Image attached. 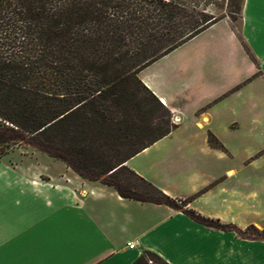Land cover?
<instances>
[{
	"label": "crops",
	"instance_id": "crops-1",
	"mask_svg": "<svg viewBox=\"0 0 264 264\" xmlns=\"http://www.w3.org/2000/svg\"><path fill=\"white\" fill-rule=\"evenodd\" d=\"M138 77L175 127L125 164L191 198L186 208L264 230V165L254 168L264 150L251 148L255 138L264 146V0H243L238 28L221 18ZM147 253L168 264H264V240L123 198L41 150L0 157V264H136Z\"/></svg>",
	"mask_w": 264,
	"mask_h": 264
},
{
	"label": "trees",
	"instance_id": "trees-1",
	"mask_svg": "<svg viewBox=\"0 0 264 264\" xmlns=\"http://www.w3.org/2000/svg\"><path fill=\"white\" fill-rule=\"evenodd\" d=\"M208 0H0V157L28 142L123 198L164 204L206 226L264 240L186 208L125 163L174 127L141 69L214 22ZM234 1V0H233ZM243 0H235L241 14ZM168 125L147 141L157 119ZM213 147L221 145L209 134ZM251 231V232H250ZM136 264H168L147 253ZM148 260L152 262L149 263Z\"/></svg>",
	"mask_w": 264,
	"mask_h": 264
},
{
	"label": "rangeland",
	"instance_id": "rangeland-1",
	"mask_svg": "<svg viewBox=\"0 0 264 264\" xmlns=\"http://www.w3.org/2000/svg\"><path fill=\"white\" fill-rule=\"evenodd\" d=\"M210 4L208 6L204 5V1L201 2L200 7L201 8H206L207 13H212L214 15H227L229 13V10H233L231 13V16L233 17V23L235 26L238 28L241 20V14L237 12V9L235 7V0H208ZM227 17V16H226ZM168 118L164 119H156L155 123L152 125L153 131H146L145 134L137 139L133 138V141L138 140V141H147L150 139V137L154 134H156L159 129H164L168 125ZM261 131V130H260ZM262 134H264V131H261ZM264 137V136H263ZM257 139L255 138L254 144L251 146L252 149H258L260 146V150H264L263 145H259L257 142ZM263 146V147H261ZM33 151H39L38 148L35 146L31 145L28 142H20L19 144L14 145L11 147L7 152H5L2 156H6L7 154H13V153H19V152H25V153H31ZM264 153H262L263 155ZM1 156V157H2ZM261 156V155H260ZM258 157L257 158V163L254 164V168H261L262 165H264V157ZM264 156V155H263ZM259 229V228H258ZM251 232V231H250Z\"/></svg>",
	"mask_w": 264,
	"mask_h": 264
},
{
	"label": "built area",
	"instance_id": "built-area-1",
	"mask_svg": "<svg viewBox=\"0 0 264 264\" xmlns=\"http://www.w3.org/2000/svg\"><path fill=\"white\" fill-rule=\"evenodd\" d=\"M160 102H161L162 104H164L163 99H161ZM174 121H175V120H174ZM175 122H177V121H175ZM128 246H129L130 248H133V247H134V244L130 242V243H128ZM148 261H149V263L152 262L151 260H148Z\"/></svg>",
	"mask_w": 264,
	"mask_h": 264
}]
</instances>
